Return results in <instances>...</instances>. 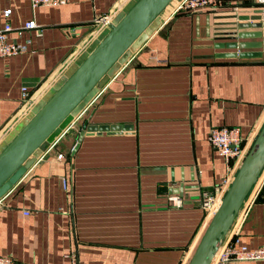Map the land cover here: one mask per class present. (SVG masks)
I'll return each instance as SVG.
<instances>
[{
	"label": "crops",
	"instance_id": "obj_1",
	"mask_svg": "<svg viewBox=\"0 0 264 264\" xmlns=\"http://www.w3.org/2000/svg\"><path fill=\"white\" fill-rule=\"evenodd\" d=\"M127 1L62 0L32 8L30 0H0V29L6 21L17 28L30 19L42 27L40 37L8 34L31 44L25 53L0 58V141L26 115V102L77 60L95 32L94 19ZM221 1L216 9L174 13L177 0L172 3L71 118L82 112L79 119L0 198V255L17 264L188 263L210 220L198 203L201 193L218 186L227 169L208 140L210 130L235 126L254 138L264 123V56L222 58L216 55L232 49L214 47V28L225 20L219 18L249 12L255 1ZM84 120L132 129L84 134L75 147ZM260 182L255 202L225 236H238L249 249L264 246ZM170 194L181 196L180 207Z\"/></svg>",
	"mask_w": 264,
	"mask_h": 264
},
{
	"label": "water",
	"instance_id": "obj_2",
	"mask_svg": "<svg viewBox=\"0 0 264 264\" xmlns=\"http://www.w3.org/2000/svg\"><path fill=\"white\" fill-rule=\"evenodd\" d=\"M173 0H135L106 35L18 127L16 133L0 150V198L26 174L47 150L52 134L94 90L103 88L124 63L132 50L139 47L148 34L162 21L161 14ZM251 11L223 16L214 28V47L232 49L217 54L222 58H253L264 56V5L247 4ZM257 29V30H253ZM127 51L129 55L122 60ZM118 65V67H116ZM69 123V122H68ZM131 125L88 124L84 120L77 144L84 134L128 131ZM264 167V123L226 190L216 212L210 218L187 264H209L219 244L229 232L246 196L256 184Z\"/></svg>",
	"mask_w": 264,
	"mask_h": 264
},
{
	"label": "built area",
	"instance_id": "obj_3",
	"mask_svg": "<svg viewBox=\"0 0 264 264\" xmlns=\"http://www.w3.org/2000/svg\"><path fill=\"white\" fill-rule=\"evenodd\" d=\"M62 0H30L32 8L38 6H51L57 5ZM118 1V0H117ZM255 2L264 5V0H254ZM221 0H177L171 13L177 11H195L199 9H216L222 6ZM120 5H116L114 10L108 14L99 16L94 19V27H110L113 24V19L118 14ZM11 13V9H5L3 16L8 18ZM15 32L18 37H22L26 32H33L35 37L42 36V27L38 26L33 19L27 20L20 27L13 28L8 21L5 22L2 29H0V58H6L9 56L25 53L29 50L31 44V38H25L22 42L16 40H10L8 34ZM23 100H28L29 93L27 88L22 89ZM82 112L77 115L73 120L70 121L65 130L49 144L47 150L53 147L60 136L65 133L80 117ZM208 140L216 152L223 157L227 169L226 173L221 179V182L213 190H203L201 197L198 201L201 208L206 212L207 217L211 218L216 212L222 197L226 190L230 186L239 166L241 165L244 157L246 156L254 138L244 137L239 127L235 126H221L213 127L210 130ZM46 150V151H47ZM64 154L59 153L57 159L61 160ZM261 179L260 184L264 181V167L260 173L259 178ZM258 178V179H259ZM258 181V180H257ZM257 183V182H256ZM259 184V185H260ZM61 186L63 190L68 189V179L66 177L61 178ZM259 187V186H258ZM257 187V188H258ZM256 184L250 190L246 196L243 204L230 228L235 225V221L239 218L243 210L249 208V206L256 200ZM169 201L176 207L182 205V198L176 194H170L168 197ZM264 206V200H263ZM228 234V233H227ZM251 260H264V246L249 249L247 246L242 245L237 237L224 238L219 244L216 252L213 254L211 262L209 264H230L232 262L251 261ZM0 264H17L10 255H0Z\"/></svg>",
	"mask_w": 264,
	"mask_h": 264
},
{
	"label": "rangeland",
	"instance_id": "obj_4",
	"mask_svg": "<svg viewBox=\"0 0 264 264\" xmlns=\"http://www.w3.org/2000/svg\"><path fill=\"white\" fill-rule=\"evenodd\" d=\"M135 0H129L127 1V3L124 5L120 6V9L118 10V14L116 15V17L113 19V23H116L121 16L126 12V10L132 5V3ZM167 9V8H166ZM169 7L167 10H165V13L163 14L162 18L170 11H169ZM167 14V15H168ZM166 15V16H167ZM104 28V29H103ZM95 32L93 33L92 37L89 38L87 40V42L84 44V46H81L80 49L78 51V57L77 60L73 61L74 63L72 64V66L70 68H68V70H66V72L63 73V75L58 79L56 78L55 81L53 83H51L52 79L51 78L50 81H47L45 86L43 87V89H45L46 87L48 88V85L50 86L49 90L46 92H43L44 90H42V92H39L37 95L33 96L30 100H28L25 104V110L23 112V114L26 115L14 126V128L12 129L11 132H9L1 141H0V150L3 147V145H5L9 139L13 136L14 133L17 132L18 127L20 125H22L24 122L27 121V119L32 115V113L34 112L35 109L39 108L41 103L44 102L49 96L50 94L53 92V90L66 78L68 77L76 68V66L85 58V56L96 46V44L106 35V33L109 30V27H94ZM99 32V34L97 36L96 32ZM97 32V33H98ZM85 49V50H84ZM131 52V51H130ZM129 51H127L125 53V55L123 56L122 60H124L130 53ZM131 54V53H130ZM81 55V56H80ZM116 67H118V65H116ZM96 90H93L75 109L74 111L66 118V120L59 126V128L52 134V136L50 137V140H53V138L55 136H57L60 131L67 125V123L71 120V118H73V116H75L85 105L86 101H88L94 94H95Z\"/></svg>",
	"mask_w": 264,
	"mask_h": 264
},
{
	"label": "bare ground",
	"instance_id": "obj_5",
	"mask_svg": "<svg viewBox=\"0 0 264 264\" xmlns=\"http://www.w3.org/2000/svg\"><path fill=\"white\" fill-rule=\"evenodd\" d=\"M174 2H176V0H173V1L167 6V9H168V7H170V5H171L172 3H174ZM167 9H165V10H167ZM165 10L162 12L161 16L165 13ZM94 90H95V89H94ZM260 180H261V177L258 179V181H257V183H256V187H257V184L259 183Z\"/></svg>",
	"mask_w": 264,
	"mask_h": 264
}]
</instances>
